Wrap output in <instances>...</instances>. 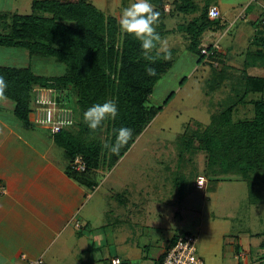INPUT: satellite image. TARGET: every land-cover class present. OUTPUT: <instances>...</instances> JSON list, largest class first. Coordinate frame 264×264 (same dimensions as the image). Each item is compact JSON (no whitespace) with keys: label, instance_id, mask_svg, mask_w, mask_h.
Instances as JSON below:
<instances>
[{"label":"crops","instance_id":"crops-1","mask_svg":"<svg viewBox=\"0 0 264 264\" xmlns=\"http://www.w3.org/2000/svg\"><path fill=\"white\" fill-rule=\"evenodd\" d=\"M33 1L0 0V14L21 15L22 11L31 8ZM85 1L96 8L100 5L102 8L98 10L116 19L132 2ZM211 6L217 7L221 16L203 33L199 48L217 45L222 62L203 61L199 69L214 83L213 92L230 85L225 99L233 98L232 101L237 102L244 93L246 77L264 81V0H166L163 19L182 14L187 17V23L174 30L164 27L163 22V37L180 34L189 51L190 42L180 28ZM185 8L188 13L181 12ZM261 99L264 100V89L261 93L249 94L245 102ZM235 102L232 104L236 105L234 112L243 115L249 111L252 116L250 104ZM33 127L16 125L11 118L0 115V188L3 189L0 193V260L5 264L36 261L39 264H111L113 258H119L121 264L160 262L182 234L174 229L172 233L164 234L160 223L155 227V222L140 225L138 214L142 211L137 210L136 204L130 206L133 188L129 186L126 192L112 194V199L116 200L113 202L112 219H116L113 225L118 229L105 232L111 226L107 217L110 211H106L107 203L101 204V199H95L92 193L100 186L97 176L70 174L69 159L64 150L60 148L64 153L60 154L55 148L53 138L52 142L45 143L44 136H34L43 144L40 147L22 135V132H32ZM60 155L61 163L58 162ZM102 170L92 172L99 174ZM106 177L104 182L111 176ZM125 180L126 177L121 176V181ZM247 186L250 191L254 189ZM216 225L224 228L217 227L221 235L212 239L215 246L211 245L210 251L201 254L197 250L205 264H264V232L240 229L232 233L233 226L228 221L223 223L224 226L218 222ZM127 227H130L129 234L124 233ZM202 228L199 226L200 230ZM238 254H244V257L237 258Z\"/></svg>","mask_w":264,"mask_h":264},{"label":"trees","instance_id":"trees-1","mask_svg":"<svg viewBox=\"0 0 264 264\" xmlns=\"http://www.w3.org/2000/svg\"><path fill=\"white\" fill-rule=\"evenodd\" d=\"M165 1L151 0L160 13L155 27L161 38ZM181 12L189 10L185 8ZM118 21L85 0H35L28 15L0 14V47L23 49L30 57L51 58L66 68L63 75L47 77L33 73L28 67L0 66V77L6 83L0 97L11 101L13 116L26 128H31L33 89L43 87L57 91L58 100L73 111L74 124L52 135L53 140L64 150L70 165L80 155L88 167L84 173H76L69 165L68 171L73 176H87L89 171V176H95L92 171L112 169L172 97L170 94L160 107L147 105L156 83L172 67V62L156 48L150 53L156 57L155 62L150 64L144 58L140 42L122 33ZM213 25L215 21L209 19L208 8H205L180 28L190 42V53L198 57V65L203 61L222 62L219 53L210 58L200 53V38ZM148 66L155 69V76L147 74ZM213 87L211 83L209 89ZM263 89L262 79L246 77L242 98L235 104H250L252 116L233 120L236 105H232L213 115L206 128L185 138L189 126L181 136L187 149L206 154L209 169L214 173L218 167L224 176L239 174L250 188L253 176L264 177V100L245 102V99ZM109 99L117 102V118L106 119L100 128L90 129L84 122V112L93 104ZM122 126L131 128L133 135L119 153L114 154L104 144L114 140L116 130ZM103 128L104 143L99 139Z\"/></svg>","mask_w":264,"mask_h":264},{"label":"rangeland","instance_id":"rangeland-1","mask_svg":"<svg viewBox=\"0 0 264 264\" xmlns=\"http://www.w3.org/2000/svg\"><path fill=\"white\" fill-rule=\"evenodd\" d=\"M97 8L102 7L99 5ZM30 13L29 7L21 15ZM171 17L163 19L167 29L175 30L178 25L187 23V17L182 14L177 18ZM184 40L180 34L161 38L157 52L163 53L162 47L167 48L171 52L168 60L172 62V67L156 83L147 105L163 106L170 94L171 100L111 170L103 168L101 173L95 174L100 186L92 193L95 199H101V204L107 203L106 211H110L107 217L111 220V226L105 232L118 229H114L113 225L116 222L115 218L112 219L115 212L113 202L116 200L112 199V194L126 192L129 186L133 188L130 206L136 204L137 210L142 211L138 214L140 225L142 222H155L154 227L158 223L164 227V234L172 233V229L182 235L190 233L197 238V250L201 254L210 251V246L216 243L212 239L221 235L219 229L224 227L217 226V222L224 226L223 223L228 221L233 226L232 233L240 229H250L252 233L264 232V177L253 176L251 187L254 189L250 191L248 182L242 176H224L218 167L214 173L209 169L205 153L194 148L187 149L185 142H182L181 136L189 126L185 138L192 136L194 131L206 128L213 115L235 102L233 98L225 99L230 85L216 92L209 89L211 82L208 75L201 73L200 65L196 62L198 57L187 50ZM0 66L28 67L33 73L47 77L60 76L66 71L65 66L54 59L30 57L24 50L3 47H0ZM0 102V115L20 125L12 114L13 103L1 98ZM240 115V112H234L233 120L249 118L251 113L247 111ZM104 132L103 128L99 133L103 143ZM22 135L40 147L43 144L34 136H44L45 143L52 142L53 138L48 129L40 126H34L32 132H22ZM55 148L64 154L57 145ZM58 162H63L61 155ZM106 176L111 177L104 182ZM121 176L126 177L125 182L121 181ZM197 176L207 179V186L202 190L195 187ZM112 183L114 186H111ZM199 226L205 229L200 230ZM129 230L130 227H127L124 233L129 234Z\"/></svg>","mask_w":264,"mask_h":264},{"label":"built area","instance_id":"built-area-1","mask_svg":"<svg viewBox=\"0 0 264 264\" xmlns=\"http://www.w3.org/2000/svg\"><path fill=\"white\" fill-rule=\"evenodd\" d=\"M220 12L215 6L208 9L210 20L220 18ZM264 25V22H263ZM217 45L209 48H201V55L206 58L218 53ZM33 104L30 113V121L34 126H40L48 129L51 135L59 134L61 131L70 128L74 124L73 111L67 107L64 102L58 100L57 91L50 88L35 87L33 89ZM71 169L76 173H84L87 170L86 161L82 156L77 155L71 162ZM207 181L204 176H198L195 181V187L202 190L206 187ZM0 193L3 189L0 188ZM197 238L191 234H185L177 238L174 245L166 252L159 264H205L204 260L197 255ZM244 257L238 254L237 258ZM30 264H39V261ZM111 264H121L119 258H113Z\"/></svg>","mask_w":264,"mask_h":264},{"label":"clouds","instance_id":"clouds-1","mask_svg":"<svg viewBox=\"0 0 264 264\" xmlns=\"http://www.w3.org/2000/svg\"><path fill=\"white\" fill-rule=\"evenodd\" d=\"M160 13L156 11L151 0H132L129 6L121 10L118 21L119 28L125 35L132 36L140 42L144 58L149 63H154L156 57L150 53L160 45L161 37L156 31V23ZM164 58L168 59L171 55L167 48L162 47ZM145 71L149 76H155L156 71L153 67H146ZM6 83L3 77H0V94H3ZM117 102L113 99L106 100L103 103L93 104L84 112V122L87 126L96 130L100 128L106 119L115 120L118 116ZM133 135V130L129 127H120L115 132V138L106 142L104 147L112 153H119L120 148L125 145ZM0 264H5L0 260Z\"/></svg>","mask_w":264,"mask_h":264}]
</instances>
